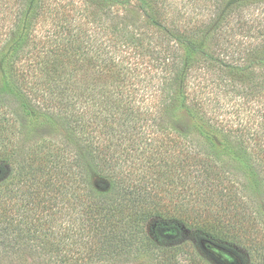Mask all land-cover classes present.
I'll return each mask as SVG.
<instances>
[{
    "label": "trees",
    "instance_id": "obj_1",
    "mask_svg": "<svg viewBox=\"0 0 264 264\" xmlns=\"http://www.w3.org/2000/svg\"><path fill=\"white\" fill-rule=\"evenodd\" d=\"M0 178L1 264H264V0H0Z\"/></svg>",
    "mask_w": 264,
    "mask_h": 264
},
{
    "label": "rangeland",
    "instance_id": "obj_2",
    "mask_svg": "<svg viewBox=\"0 0 264 264\" xmlns=\"http://www.w3.org/2000/svg\"><path fill=\"white\" fill-rule=\"evenodd\" d=\"M38 132L41 135H47V136L54 135V131L50 130V129H43L42 131L39 130ZM35 135H37V131L35 132ZM33 138L35 140H39L40 139L38 136H34ZM4 177H6V176H3L2 178H4ZM2 178H0V181L2 180ZM183 243L186 245V247H185L186 248V253L191 252V255L185 253V254H182L180 256L181 261H183L185 264H188V262L192 260L193 256L195 257V254L193 253L194 254L193 255L192 252H197L200 256L203 255L204 252L201 251L202 248L200 247L198 238L195 235H191L189 233H186L185 236L181 240H166L164 244L167 245V246H176V245H180V244H183ZM208 259H210L212 261V263L218 264L211 257L208 258ZM119 264H125V263H119ZM128 264H148V263L146 262V260H140L138 262L128 263Z\"/></svg>",
    "mask_w": 264,
    "mask_h": 264
}]
</instances>
